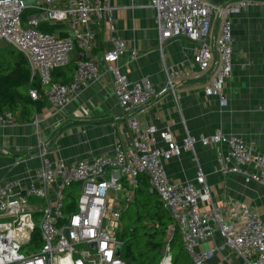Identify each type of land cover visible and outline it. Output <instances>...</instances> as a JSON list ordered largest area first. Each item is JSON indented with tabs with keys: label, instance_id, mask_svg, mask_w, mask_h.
<instances>
[{
	"label": "built area",
	"instance_id": "built-area-1",
	"mask_svg": "<svg viewBox=\"0 0 264 264\" xmlns=\"http://www.w3.org/2000/svg\"><path fill=\"white\" fill-rule=\"evenodd\" d=\"M111 2L0 0V45H11L27 57L31 80L38 76L40 84L31 87L32 98H45L61 109L98 79L104 63L113 75L121 112L134 132L130 145L117 137L114 152L73 162L52 159L39 143L40 165L32 181L21 177L0 180V264H127L117 254L118 245L122 247L117 232L123 207L133 198L142 175L149 180V192L160 197L172 216L192 264H210L221 248L218 244L201 247L213 233L212 221L224 245L238 252L247 264H264V219L257 209L240 199L220 205L201 170L196 179L174 181L165 166L166 160L193 151L198 142L216 145L220 147V173L241 174L244 181L264 186V152L243 136L222 129L209 135L187 132L178 140L169 127L141 123L133 114L167 92L178 98L175 79L197 77L200 72H210L204 93L219 97L220 105L225 106L224 87L234 62L230 15L264 0H149L160 47L178 37L195 44L192 61L166 69L162 86L147 78L133 81L116 64L128 44L116 34V7ZM42 24L62 27L47 32L40 28ZM102 25L110 32L111 47L98 59L92 53ZM74 52L77 64L72 80L52 81V69L67 64ZM194 66L199 73L193 71ZM14 122L15 114L0 112V127ZM77 184L75 207L66 211L68 189ZM160 264H172L170 248Z\"/></svg>",
	"mask_w": 264,
	"mask_h": 264
},
{
	"label": "crops",
	"instance_id": "crops-1",
	"mask_svg": "<svg viewBox=\"0 0 264 264\" xmlns=\"http://www.w3.org/2000/svg\"><path fill=\"white\" fill-rule=\"evenodd\" d=\"M111 3L116 7L113 13L116 34L128 44L127 51L116 64L131 80L147 78L162 86L166 82V69H176L181 63L192 61L195 44L184 37L159 46L155 11L149 0H112ZM230 18L234 62L232 75L224 87L228 98L225 106L220 105L219 97L204 93L210 72L199 73L194 66L193 71L200 76L175 79L178 98L167 92L133 114L141 123L169 127L178 140L187 132L209 135L222 129L243 136L264 152V2L235 11ZM110 36L107 25H102L93 57L101 59L109 50ZM72 54V58L77 59L76 52ZM41 100L42 106L33 114L32 120H23L17 112L13 124L0 127V180L21 177L26 182L32 181L35 169L40 165L39 143H43L52 159L66 162L112 153L117 137L125 145L131 144L134 132L121 112L114 93L113 75L104 63L100 66L98 79L73 95L61 109L54 108L45 98ZM219 148L198 142L193 151H183L166 160L170 178L193 180L201 170L216 203L221 205L230 199H240L251 204L264 219V186L244 181L241 174L220 173ZM212 223L213 233L201 247L218 244L221 248L210 259V264H247L238 252L224 245L217 224Z\"/></svg>",
	"mask_w": 264,
	"mask_h": 264
},
{
	"label": "trees",
	"instance_id": "trees-1",
	"mask_svg": "<svg viewBox=\"0 0 264 264\" xmlns=\"http://www.w3.org/2000/svg\"><path fill=\"white\" fill-rule=\"evenodd\" d=\"M61 27L62 24L40 25L47 32ZM76 60L71 58L67 64L53 68L52 81L70 82ZM34 86L40 87L38 76L31 80V67L25 54L14 47L0 49V112H20L23 120H32L33 114L42 106L41 99H34L30 95V89ZM148 186L147 176L142 175L133 198L123 207L122 225L117 232L122 242L121 258L127 264H160L163 258L161 248L168 244L172 264H192L172 216L160 197L149 192ZM78 189V184L68 189L66 211L74 209Z\"/></svg>",
	"mask_w": 264,
	"mask_h": 264
},
{
	"label": "water",
	"instance_id": "water-1",
	"mask_svg": "<svg viewBox=\"0 0 264 264\" xmlns=\"http://www.w3.org/2000/svg\"><path fill=\"white\" fill-rule=\"evenodd\" d=\"M168 250H169V248H168L167 244L163 245L162 248H161V254L162 255L167 254ZM120 252H121V246L118 245V247H117V254L120 255Z\"/></svg>",
	"mask_w": 264,
	"mask_h": 264
},
{
	"label": "rangeland",
	"instance_id": "rangeland-1",
	"mask_svg": "<svg viewBox=\"0 0 264 264\" xmlns=\"http://www.w3.org/2000/svg\"><path fill=\"white\" fill-rule=\"evenodd\" d=\"M7 48H12L11 45L5 44V43H1L0 45V49H7ZM114 194V193H113ZM27 250V249H26Z\"/></svg>",
	"mask_w": 264,
	"mask_h": 264
}]
</instances>
